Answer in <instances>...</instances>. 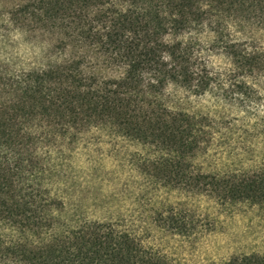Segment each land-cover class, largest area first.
Segmentation results:
<instances>
[{"label":"trees","instance_id":"trees-1","mask_svg":"<svg viewBox=\"0 0 264 264\" xmlns=\"http://www.w3.org/2000/svg\"><path fill=\"white\" fill-rule=\"evenodd\" d=\"M214 1L264 24V0ZM200 3L26 0L9 12L52 36L49 50L59 56L29 69L0 64V264H186L145 246L118 221L84 218L55 229L51 210L62 201L44 179H70L73 146L101 126L152 146L158 154L144 167L169 184L190 187L207 177L192 173V158L207 141L208 117L171 109L166 87L202 94L226 78L240 91L248 87L240 74H264V47L221 28L208 43L183 38L205 22ZM219 53L228 68L210 59ZM95 57L115 73L92 68ZM221 182L231 197L264 204V169ZM214 264H264V253Z\"/></svg>","mask_w":264,"mask_h":264},{"label":"rangeland","instance_id":"rangeland-1","mask_svg":"<svg viewBox=\"0 0 264 264\" xmlns=\"http://www.w3.org/2000/svg\"><path fill=\"white\" fill-rule=\"evenodd\" d=\"M25 1L0 0V64L12 69L35 68L59 56L49 50L52 36L11 19L9 12ZM200 2L205 22L183 38L208 43L221 28L264 47L263 21L236 15L214 0ZM210 59L219 68L230 66L221 53ZM93 67L105 75L115 73L98 57ZM238 80L248 87L236 90L235 81L224 78L221 87L206 93L170 83L163 94L171 109L208 117L203 123L207 141L192 158V173L207 176L202 183L169 184L144 167L158 154L152 146L110 127H92L73 146L72 177L44 179L49 195L62 201L51 210L54 228L73 227L84 218L118 221L145 246L186 264L264 253V204L233 198L220 185L264 169V74L244 73Z\"/></svg>","mask_w":264,"mask_h":264}]
</instances>
